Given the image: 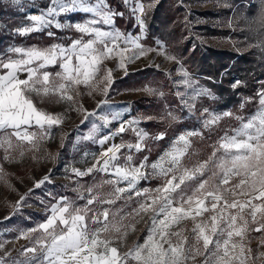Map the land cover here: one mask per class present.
Segmentation results:
<instances>
[{
    "label": "snow or ice",
    "instance_id": "obj_1",
    "mask_svg": "<svg viewBox=\"0 0 264 264\" xmlns=\"http://www.w3.org/2000/svg\"><path fill=\"white\" fill-rule=\"evenodd\" d=\"M123 3L130 8L140 29L137 35L115 27L116 17L124 13L111 8L108 0H95V3L51 0L46 10L29 16L30 26L16 30L25 36L54 26L74 29L79 35L69 44L12 47L8 50L12 55L0 58V149L5 160L13 159L12 153L17 150L23 156L25 144L27 150L39 151L41 143L51 138L53 129L64 123L65 113L50 112L38 107L37 102L68 103L83 113L84 120L96 116L97 112H89L78 103V98L83 95L81 86L88 89L89 96L94 93L108 96L114 83V70L106 67V61L115 59L116 68L127 75L128 65L149 52L176 60L167 54L160 41H156L158 49L146 48L141 43L147 9L152 5L146 9L140 0H123ZM70 12L90 13L92 17L74 24L57 19ZM100 25L110 27L105 30ZM47 35L53 37L55 33L49 30ZM53 67L59 70L50 71ZM178 72L182 77L178 83L193 89V102L200 96L211 97L208 89L193 88L194 82L186 70L181 67ZM240 83L237 81L232 87ZM143 90L163 95L155 89ZM185 95L177 92L181 103L194 110L195 104H189ZM257 96L256 111L247 117L236 115L238 126L219 136L207 159L191 167L184 162L191 137L202 136V131L181 133L154 162L149 164L145 156L136 164L131 150L143 151L149 139L147 132L135 127L139 121H123L115 132L98 141L95 137L100 126L93 123L84 137L86 140L103 146L131 129L136 142L111 143L90 167L72 168L77 177L100 172L111 178L83 191L77 189L83 204L61 197L51 206L45 220L21 233V238L29 240L31 247H22V258L11 260V264H264V251L254 253L250 246L252 232L264 234V87ZM107 103V99H100L96 108L101 109ZM168 116L177 119L172 113ZM202 116L207 117L203 127L211 130L223 117H231L233 113L215 114L205 108ZM99 119L104 127L110 123L105 114ZM119 119V113L111 114V120ZM164 135L161 132L152 139L160 140ZM125 148L130 151L120 163L121 150ZM149 169L162 183L155 188L138 189L140 181L149 178ZM47 180L45 176L36 186ZM104 186L110 190L105 192ZM133 198L137 207L130 213L121 215L123 209L112 211L117 201L123 200L127 205ZM145 215L150 223L143 242L135 241L126 251H121L129 231H135L132 221ZM258 248H264V235L258 240ZM5 257L9 253L0 256V264H7Z\"/></svg>",
    "mask_w": 264,
    "mask_h": 264
},
{
    "label": "rangeland",
    "instance_id": "obj_2",
    "mask_svg": "<svg viewBox=\"0 0 264 264\" xmlns=\"http://www.w3.org/2000/svg\"><path fill=\"white\" fill-rule=\"evenodd\" d=\"M158 1L159 0H140V2L146 6V9L147 6L152 5L150 9H147V12L151 11ZM179 1L183 8L191 12L188 21L192 23V26L208 24L212 27L227 28L232 31L235 28L239 29L243 25H249L250 22V17L246 14V8L248 6L244 1H242V4H234L233 8L231 0ZM90 2L95 3V0H90ZM118 2L122 9L119 12L124 13L122 18L130 19L132 25L130 29L125 31L116 23L115 27L119 28L124 33H131L133 35L139 34L140 29L136 26V20L130 8L124 5L123 0H118ZM50 3L51 0H18V3L15 2V0H0V29L11 36L15 35L23 39L21 42H16L15 40L10 42L6 41L7 43L4 50L0 52V58H7L12 55V53L8 51L12 47H30L32 45H37L35 41L29 40V38H31L30 35L34 33L21 36L16 30L21 27L30 26L32 22L28 19L29 16L40 14L47 9ZM255 3H258V13L263 14L264 0H255ZM132 6L134 7V4ZM219 7H231L232 12L227 16L222 12V15L219 13L214 17L207 16V14H200V12H204L205 10H218ZM111 8L113 7L111 6ZM91 17L92 14L90 13L70 12L61 14L57 19L61 23L74 24ZM11 19H14L16 23L11 25L12 29L10 30V27L6 25ZM100 26L105 30H108L110 27L107 25ZM49 30L54 33L57 30L52 37V41L49 40L48 43L37 46L45 47L51 43L69 44L71 39L79 35L74 29H56L54 26L43 32L47 34ZM192 33L194 37L204 45L206 44L219 50L228 49L234 53L236 52L238 55H241L243 51H247L251 46L256 47V43L252 42L251 39L244 41L237 37L232 38L229 35L230 33L228 35H223L221 33L217 35H206L203 34L202 31L194 28H192ZM146 36L147 28L141 40V43L146 48L158 49L156 41H160L167 54L176 57V60H168L162 55H157L155 51L149 52L146 56L128 65L127 75H125L124 70L116 68L117 61L115 59L106 61V67L114 70V83L109 90L108 96L104 97L98 93L89 96L87 94L88 89L81 86L80 91L83 95L78 98V103L82 104L89 112L95 110L97 112L96 116L84 120L83 113L76 111L74 106L68 103L37 102L38 107L45 108L50 112L65 113L66 119L64 123L53 129L51 138L43 141L37 152L27 150L28 146L25 144L23 156L20 155V150H17L12 153L13 159L5 160L3 158L4 152L0 149V169H2V171H0V244H3V248H0V256H4L5 252L9 253V257H5L7 264H11V260L22 258L20 256L22 247H31L29 240L21 238V233L36 227L37 224L45 220L50 214L49 210L51 206L60 200L61 197H67L70 200L76 201L78 205L83 204L84 201L78 198L77 189L83 191L89 186L100 184L103 180L111 178L109 175L100 172H93L83 177H77L71 171L72 168L84 170L90 167L103 148H106L111 143H121L122 141L128 143L136 142V136L131 129L114 137L108 144L103 146L93 140H86L84 137L88 135L93 123L100 126V131L95 137L98 141L110 132H115L123 121H131L134 119L139 121L135 127L147 132L149 134V139L145 141L146 146L143 151L136 152L134 149L131 150V154L134 156V163L136 164L143 160L145 156H150L157 148L159 149L161 147L159 142H156V139H152V137H155L161 132L165 134L164 138L161 139L163 140L162 150H160L154 158L148 157L149 164L154 162L181 133L195 130H207L203 127V120L207 117L202 116L205 107L198 108L200 97L193 102L191 100L194 94L193 89L186 88L184 85L178 83V81L182 79L178 69L182 67L187 71L184 65L181 64L180 58L174 54V52L170 51L165 41L161 38H148ZM157 65L159 67H157ZM49 70L55 72L59 69L53 67ZM134 73H147L145 76L146 82L140 85L135 83L133 80L134 78L131 77L126 84L122 83L124 79L130 77ZM157 73H162L163 78H165L168 83L163 82L161 77H156ZM101 75H103V73H101ZM189 76L191 77L192 74H189ZM97 79H99V77H97ZM191 80L194 82V89L203 88L195 79L191 78ZM232 80H234L235 84L238 81L237 76H233ZM161 82H163V84ZM165 84L173 88L174 95L178 98V109L181 113L178 112L174 106H169V104L166 103L163 104L162 108H159L157 102L161 98V95L149 94L143 90L147 87L155 89L156 93H163L165 90L162 86ZM177 92L186 94L184 99L187 100L189 104H195L194 110L190 111L188 107H185L181 103V98L177 96ZM206 98L209 97L206 96ZM100 99H107L108 103L102 106L101 109H97L96 104ZM142 103H145L146 108H140ZM209 111L221 115L224 112H228L227 110L221 112ZM255 111L256 110L252 113ZM113 112L120 114L119 120H111V114ZM157 112L160 114H156ZM168 113H172L177 119L172 120L168 116ZM101 114H105L109 117L110 123L107 127H104L103 122L99 119ZM82 120H84V123H81ZM148 120H162L165 126L169 124L171 128L169 130L164 127L162 129H157L154 128L153 125L147 126ZM179 121L182 122L180 125L181 127H176L175 125ZM223 134L224 132L222 135ZM195 137L198 136L191 137L192 143ZM192 143L189 154L184 161L185 165L189 167L198 161H202L200 150ZM129 151L130 150L127 148L121 150L120 163H123V156L128 155ZM34 156L35 158H33ZM148 171L149 178L140 181L138 189L155 188L162 183L160 179L150 174V169ZM45 176L48 177V180L37 187V181L43 179ZM109 190L108 186H104L105 192ZM85 196L87 197L86 192ZM21 197H24V199L21 200ZM18 201L19 206L17 207ZM135 207H137L135 198L127 205L121 200L117 201L116 204L112 206V211L123 209L120 214L125 215L126 213H130ZM99 210L102 211L103 209L100 208ZM132 223L135 224V231H129L127 239L121 247V251H126L135 241L142 243L144 237L147 235L146 228L150 223L147 215L142 218H137V220L132 221ZM188 227H191V225L189 224ZM262 235L264 234L256 232L250 234V246L254 253L257 251H264V248H258V240Z\"/></svg>",
    "mask_w": 264,
    "mask_h": 264
},
{
    "label": "trees",
    "instance_id": "obj_3",
    "mask_svg": "<svg viewBox=\"0 0 264 264\" xmlns=\"http://www.w3.org/2000/svg\"><path fill=\"white\" fill-rule=\"evenodd\" d=\"M242 1L247 3L246 14L250 17V22L249 25H243L232 31L227 28L212 27L208 24L192 26V23L188 21L191 12L183 8L179 0H159L145 17L146 37L161 38L165 41L170 51L180 58L181 64L184 65L190 75L192 74L190 78L195 79L203 88L211 92L212 95L211 97L208 96L209 98L200 96L198 108L205 107L217 112L227 110L233 113L231 117H223L211 130L202 131V137L198 136L193 139L192 144L200 150L202 160L207 159L208 154H211L212 146L223 132L238 126L239 122L235 119L236 115L247 117L256 110L258 106L257 93L264 87V12L263 14L258 13V3H255V0H231L232 8L236 3L242 4ZM108 3L114 9L122 10L118 0H108ZM232 8L219 7L218 10H205L200 14L214 17L219 13L222 15L224 12L227 16L232 12ZM15 23V20L11 19L6 26L10 27L11 30V25ZM115 23L124 31L130 29L132 25L130 19L119 16L116 17ZM192 28L200 30L206 35L219 33L228 35L231 31L229 35L232 38L237 37L244 41L251 39L252 42L256 43V47L251 46L241 55L228 49L219 50L204 45L194 37ZM30 36L29 40L35 41L37 45L48 43L49 40L52 41V37H49L45 32L34 33ZM12 40L23 41L22 38L15 35L11 36L0 29V52L4 50L6 41ZM146 75L147 73H134L124 79L122 83L126 84L133 77L135 83L142 85L146 82ZM235 75L241 83L233 88L234 80L232 79ZM156 77H161L163 82L168 83L163 78L162 73H157ZM163 82L161 83L163 84ZM162 87L165 91L157 102L158 107L162 108L163 104L166 103L169 106H174L181 113L178 109V98L175 97L173 88L166 84ZM241 104L244 105L243 108H241ZM140 108H146L145 103H142ZM156 114L159 115L160 113L157 112ZM181 124L182 122L179 121L175 126L181 127ZM148 125H153L157 129L164 127L170 130L171 128L169 124L165 126L162 120H148ZM156 142H159L163 147V140L160 139ZM161 147L148 157L154 158L162 150Z\"/></svg>",
    "mask_w": 264,
    "mask_h": 264
}]
</instances>
